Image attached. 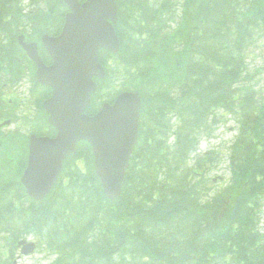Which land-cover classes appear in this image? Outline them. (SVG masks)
I'll return each mask as SVG.
<instances>
[{
  "label": "trees",
  "instance_id": "1",
  "mask_svg": "<svg viewBox=\"0 0 264 264\" xmlns=\"http://www.w3.org/2000/svg\"><path fill=\"white\" fill-rule=\"evenodd\" d=\"M117 3L120 51L101 52L106 77L87 113L125 91L141 95L122 195L107 197L81 142L36 201L20 180L30 136L56 134L43 109L52 91L17 39L59 35L69 10L63 0H0V125L17 124L0 126V234L25 231L49 264H264V90L249 63L264 43V0ZM23 81L30 91L15 92ZM228 116L239 134L230 178L213 194L217 155L200 145Z\"/></svg>",
  "mask_w": 264,
  "mask_h": 264
},
{
  "label": "water",
  "instance_id": "2",
  "mask_svg": "<svg viewBox=\"0 0 264 264\" xmlns=\"http://www.w3.org/2000/svg\"><path fill=\"white\" fill-rule=\"evenodd\" d=\"M69 7L59 36L44 35L42 44L53 60L46 65L39 44L20 36L18 45L37 68L36 77L52 88L44 109L56 137L31 136L27 168L21 183L35 200L46 198L59 180L65 161L76 154L80 142H88L94 153V169L105 194L118 200L126 182V172L138 142L142 99L139 92H124L113 104L104 103L95 116L86 114L98 90L95 79L105 78L100 52L117 54L120 40L117 0H63ZM10 122H7L9 124ZM35 243L25 241V255Z\"/></svg>",
  "mask_w": 264,
  "mask_h": 264
},
{
  "label": "rangeland",
  "instance_id": "3",
  "mask_svg": "<svg viewBox=\"0 0 264 264\" xmlns=\"http://www.w3.org/2000/svg\"><path fill=\"white\" fill-rule=\"evenodd\" d=\"M261 52L257 51L254 55L261 56ZM251 65L254 67L263 66L264 60H255V58H250ZM24 86H29V84L25 83ZM22 86V87H24ZM260 89H264V75L258 80V84L256 85ZM26 87V88H28ZM22 90V88H20ZM212 137L204 139V142L201 144L200 151L202 153L208 151H215L217 155V162L214 164V169L211 172V177L213 179L217 177H223L224 179L220 180V182L216 183V187L212 191L215 194L217 187H222L223 184L230 178V166H229V158L230 152L229 148L233 145L237 138V123L233 117L228 116L221 120V123L217 124ZM17 126L12 125L6 130H15ZM212 194V195H213ZM264 203V202H263ZM55 258L46 257L43 253H35L30 257H25V260L22 264H49Z\"/></svg>",
  "mask_w": 264,
  "mask_h": 264
},
{
  "label": "flooded vegetation",
  "instance_id": "4",
  "mask_svg": "<svg viewBox=\"0 0 264 264\" xmlns=\"http://www.w3.org/2000/svg\"><path fill=\"white\" fill-rule=\"evenodd\" d=\"M22 237L18 242L17 245L15 246L16 249L12 251V249L9 246H1V250H0V254H2L0 256V264H22V262L25 260V256L22 255L21 253V247L19 245V243L21 242V240H23ZM12 239L9 238L8 242H11Z\"/></svg>",
  "mask_w": 264,
  "mask_h": 264
},
{
  "label": "bare ground",
  "instance_id": "5",
  "mask_svg": "<svg viewBox=\"0 0 264 264\" xmlns=\"http://www.w3.org/2000/svg\"><path fill=\"white\" fill-rule=\"evenodd\" d=\"M1 126V125H0Z\"/></svg>",
  "mask_w": 264,
  "mask_h": 264
}]
</instances>
